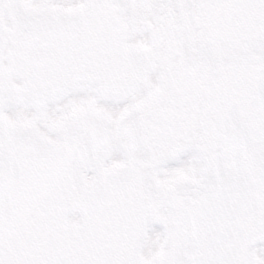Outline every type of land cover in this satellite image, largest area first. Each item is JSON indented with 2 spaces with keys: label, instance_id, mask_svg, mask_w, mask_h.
Listing matches in <instances>:
<instances>
[{
  "label": "snow or ice",
  "instance_id": "6c2138e0",
  "mask_svg": "<svg viewBox=\"0 0 264 264\" xmlns=\"http://www.w3.org/2000/svg\"><path fill=\"white\" fill-rule=\"evenodd\" d=\"M0 264H264V0H0Z\"/></svg>",
  "mask_w": 264,
  "mask_h": 264
}]
</instances>
